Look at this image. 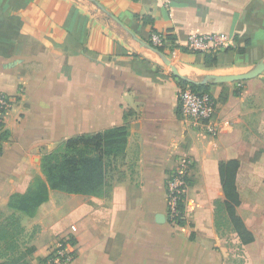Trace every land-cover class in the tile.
<instances>
[{
    "label": "crops",
    "instance_id": "1",
    "mask_svg": "<svg viewBox=\"0 0 264 264\" xmlns=\"http://www.w3.org/2000/svg\"><path fill=\"white\" fill-rule=\"evenodd\" d=\"M98 1L140 39L161 34L182 73L246 72L264 56V0ZM95 8L87 0H0V92L17 101L5 116L0 207L43 177L42 153L61 140L128 130L123 150L106 158L100 195L50 190L35 215L22 218L25 231L37 228L27 263H45L50 240L66 235L75 253L68 264H225L215 220V201L224 199L218 164L236 159V214L253 240L241 244L234 231L235 240L246 264H264V71L210 84L216 133L209 134L179 114V80ZM212 32L230 42L216 64H199L186 41ZM182 154L193 160L188 222L170 227L155 214H165V181Z\"/></svg>",
    "mask_w": 264,
    "mask_h": 264
},
{
    "label": "trees",
    "instance_id": "2",
    "mask_svg": "<svg viewBox=\"0 0 264 264\" xmlns=\"http://www.w3.org/2000/svg\"><path fill=\"white\" fill-rule=\"evenodd\" d=\"M144 20L152 23V19H147L146 16ZM149 43L152 44L151 41ZM157 48L164 52L163 46H157ZM181 50L187 51L184 48ZM236 50L238 54L245 52L244 48ZM192 53L197 56L196 62L199 64L211 65L218 62V51ZM178 80L180 87L189 85L193 90L208 93L213 97L209 92L210 84H195ZM127 135L126 124L114 126L98 132L68 137L61 140L52 150L43 152L40 162L43 177L35 176L25 192L12 193L7 201L10 213L5 217L0 215V257L11 255L18 247V237L24 232L22 217L35 215L39 206L48 200L50 190L100 195L106 175V158L123 150ZM0 137L1 139L7 137L6 130L1 132ZM238 166L236 159L219 162L218 171L224 199L215 201V211L217 212L220 208L226 212L240 243L247 244L253 240V235L236 214V207L239 205V196L235 186ZM179 210L180 216L176 224L183 226L186 223L182 218L183 202L179 204ZM166 223L170 227L173 226L169 221ZM190 237L192 238L193 234ZM69 241L74 243L70 237ZM50 257L51 254H47L45 263L42 264H46Z\"/></svg>",
    "mask_w": 264,
    "mask_h": 264
},
{
    "label": "built area",
    "instance_id": "3",
    "mask_svg": "<svg viewBox=\"0 0 264 264\" xmlns=\"http://www.w3.org/2000/svg\"><path fill=\"white\" fill-rule=\"evenodd\" d=\"M165 4L167 0H162ZM154 46H163L164 38L159 33L151 34ZM225 33L212 32L204 34H191L186 41V48L191 52L209 53L225 48L229 44ZM178 109L188 124L202 128L209 134L216 133L214 113L216 102L208 93H200L189 85L181 86L177 92ZM16 99L13 96L0 92V134L4 130L5 116L14 108ZM2 139L0 137V148ZM193 168L190 156L182 154L177 158L174 170L168 175L165 182V217L172 224L180 216L179 204L184 201L188 188V179ZM51 257L46 264H68L74 259V244L69 241V236H57L52 249L48 252Z\"/></svg>",
    "mask_w": 264,
    "mask_h": 264
},
{
    "label": "rangeland",
    "instance_id": "4",
    "mask_svg": "<svg viewBox=\"0 0 264 264\" xmlns=\"http://www.w3.org/2000/svg\"><path fill=\"white\" fill-rule=\"evenodd\" d=\"M95 11L100 12L96 8H95ZM168 55H171V54H168ZM153 57L159 61L158 57H156L154 55H153ZM170 60H171V58H170ZM165 68H167V67H165ZM183 74L189 76L190 78H192L194 80H200V78H201V76H199V75L193 76L192 74H190V73L187 74L185 72H183ZM179 114H180V112H179ZM116 155H112V157H114V158H112L111 156L108 158L107 161L110 162V164H111L110 167L116 166V164H115V162H117V158H115ZM33 179H34V177H33ZM8 191H9V187L7 186L1 191V195L2 196L5 195V193H7ZM183 207H184V213H183L182 218H184V220L186 222H188V219L186 218V195L184 197ZM9 213H10V210L8 209V207L6 205H3L2 208L0 207V215L1 216L5 217ZM215 216H216L215 220H216L217 237H219L221 239V242H222V249L221 250L223 252V257L226 258L225 264H246L245 259L243 257L242 246L239 242L237 243V241L235 240L236 237L234 235V230H233V228L229 222V219H228L226 212L224 210H221L220 208H218L217 212L215 211ZM172 225L177 226L178 224L174 223ZM36 231H37L36 226L29 227L27 229V231H25V228H24V232H22V234L18 237V247L15 249V251L11 255L5 257L3 259V261H1L0 264H28L29 258L31 255L30 252H31V248H32L31 238L36 233ZM55 239H56V237L52 238V240H50V243H49L50 250L52 249V247L54 245ZM219 248L220 247L218 246L217 249H219Z\"/></svg>",
    "mask_w": 264,
    "mask_h": 264
},
{
    "label": "water",
    "instance_id": "5",
    "mask_svg": "<svg viewBox=\"0 0 264 264\" xmlns=\"http://www.w3.org/2000/svg\"><path fill=\"white\" fill-rule=\"evenodd\" d=\"M91 4H93L97 9L103 12L107 17L113 19L117 24H119L126 32L130 34V36L138 42L143 48L150 50L153 52L161 61V63L166 66L171 74L181 80H184L189 83L195 84H219V83H228L234 81L247 80L253 77L260 75L264 71V56L255 63V65L246 72L241 73H233V74H212L207 73L201 76L200 80H194L189 76L183 74L177 66L170 60V58L162 52L159 48L150 44L149 42L140 39L137 37L129 28L123 24V22L114 16L111 12H109L98 0H87ZM155 221L158 223H165L166 217L164 213H156Z\"/></svg>",
    "mask_w": 264,
    "mask_h": 264
}]
</instances>
